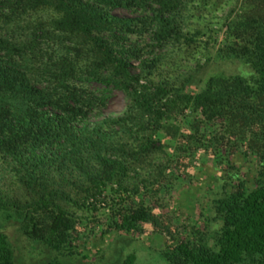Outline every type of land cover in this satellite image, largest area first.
<instances>
[{"label": "trees", "instance_id": "1", "mask_svg": "<svg viewBox=\"0 0 264 264\" xmlns=\"http://www.w3.org/2000/svg\"><path fill=\"white\" fill-rule=\"evenodd\" d=\"M205 4L0 0V225L48 251L37 264L87 258L68 207L97 199L99 236H162L163 264H264V0L225 15L214 52L246 74L205 73L193 57ZM113 90L123 108L102 114ZM177 187H193L202 217L185 234L154 209ZM13 249L0 229V264Z\"/></svg>", "mask_w": 264, "mask_h": 264}, {"label": "rangeland", "instance_id": "2", "mask_svg": "<svg viewBox=\"0 0 264 264\" xmlns=\"http://www.w3.org/2000/svg\"><path fill=\"white\" fill-rule=\"evenodd\" d=\"M239 2L240 0H206V13L200 18L198 25L200 28L208 30L209 35L202 34L199 36V50L193 55L199 63L204 62V58L207 57L206 66L204 67L205 73L227 74L243 70L244 74L247 72L246 66L241 65L237 60L221 58L214 53L221 43L222 24L225 15L238 10ZM190 63H192V60H188L187 64ZM123 105L122 93L113 90L107 99L106 108L103 109L102 114H116L122 110ZM262 177L264 179V170L262 171ZM192 189L193 187L187 189L188 192L185 193L177 187L167 195L161 196L157 205H153L159 219L163 223H167L168 228L173 233L185 234L190 230V224H196L202 219L200 214L191 211V208L187 206L188 199H193ZM207 196L208 194L206 195L202 191L198 193L199 199L196 205L198 207L202 206V211H204ZM147 202L149 201L147 200ZM90 206L77 207L71 205L68 207L74 215L80 217L81 225L84 226L82 234H86V240L83 242L82 240L76 241L74 248L81 253H85L87 258L83 260L72 256L69 260L73 264H115L116 260L125 253H133L139 264H163L159 253L165 245V239L162 236L149 231H145L140 237L116 232L99 236L98 229L106 213V204L101 199H97L94 202V208ZM209 227L211 228L212 224L205 226L207 229ZM0 229L12 241L13 252H15L20 264H37L48 253L40 244L25 237L15 223H4L0 225ZM62 257L64 258V256ZM16 258L15 264H17Z\"/></svg>", "mask_w": 264, "mask_h": 264}]
</instances>
